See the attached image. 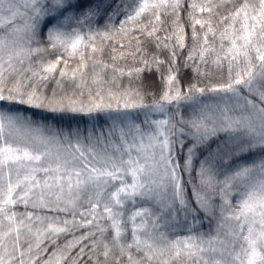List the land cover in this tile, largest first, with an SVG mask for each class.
<instances>
[{
	"label": "snow or ice",
	"instance_id": "snow-or-ice-1",
	"mask_svg": "<svg viewBox=\"0 0 264 264\" xmlns=\"http://www.w3.org/2000/svg\"><path fill=\"white\" fill-rule=\"evenodd\" d=\"M0 264H264V0H0Z\"/></svg>",
	"mask_w": 264,
	"mask_h": 264
},
{
	"label": "trees",
	"instance_id": "trees-1",
	"mask_svg": "<svg viewBox=\"0 0 264 264\" xmlns=\"http://www.w3.org/2000/svg\"><path fill=\"white\" fill-rule=\"evenodd\" d=\"M123 42L126 43L127 41L125 40V41H123ZM185 51H187V49H185ZM49 58H51V57H49ZM105 58H107V56H105ZM34 59H35V58H34ZM120 63L123 64V63H125V61H120ZM70 66H72V65L70 64ZM208 69H209V71H210L211 73H214V74L212 75V78H213V79H217V78H219V76L221 75V73L216 72V70H215L211 65L208 66ZM89 71H91V70L89 69ZM226 71H227V69L225 68V69H224V73H225V74H226ZM125 79H126V78H125ZM121 83H122V82H121ZM89 84H91V79H90V78H89ZM54 88H56L55 83H54V82H49L47 88L44 89L45 94L50 95V94H51V91H52ZM73 91H77V92H78V90L74 89V88L70 85V83H65L64 86H63V90H58V92H60V94H62L63 92H67L69 95H71ZM78 98L81 99V100H86V99H87V95L85 94V96H83V97H78ZM90 119H91L90 117H79V116L74 117L73 120H72V122H71V123H72V127H76V126H77L76 123H75V121H77V120L88 121V120H90ZM67 123H68V121H65V126H67ZM79 126H80L81 128H83V127H84V124L81 123ZM89 126H90V125H89ZM231 199L233 200V202H235L236 197L233 196ZM214 202H215V203H219V202H220V201H219V197H216L215 200H214ZM16 210H17L18 213H23V212L25 211V208H24L22 205H18ZM29 211H34V212H35V211H40L42 215L45 214V212H44L43 210L29 209ZM47 214H48V215H53L52 213H47ZM60 215H63V214H60ZM197 227L200 228L205 234H209L210 232H213V233H214V230H215V228H216V223H215V221H211V222H209L208 220H205V221H203L202 224H198ZM181 234H183V233H181ZM65 239H70V237L62 238V239L58 240L57 243L62 245V244L65 242ZM45 243H46V242H45ZM42 246H43V245H42ZM48 251H49V253H50V252L52 251V248H49Z\"/></svg>",
	"mask_w": 264,
	"mask_h": 264
}]
</instances>
